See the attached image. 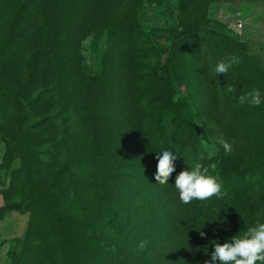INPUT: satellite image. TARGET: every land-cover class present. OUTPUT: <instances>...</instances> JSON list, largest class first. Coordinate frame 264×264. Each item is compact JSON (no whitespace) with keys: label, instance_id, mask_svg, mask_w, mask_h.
<instances>
[{"label":"trees","instance_id":"trees-1","mask_svg":"<svg viewBox=\"0 0 264 264\" xmlns=\"http://www.w3.org/2000/svg\"><path fill=\"white\" fill-rule=\"evenodd\" d=\"M145 2L0 0V135L6 156L20 161L12 197L2 190L0 217L30 216L18 264H205L213 241L230 240L226 189L223 198L179 199L180 171L201 163L215 175L203 145H213L216 134L198 129L181 84H171L189 29L145 28L138 19ZM100 22L107 47L133 59L130 80L120 83L118 116L116 101L92 100L88 88L82 46ZM167 35L169 47L157 42ZM229 85L238 92L237 83ZM164 150L178 158L161 185L154 176ZM221 156L227 165L223 147ZM242 178L237 171L238 184Z\"/></svg>","mask_w":264,"mask_h":264},{"label":"rangeland","instance_id":"rangeland-1","mask_svg":"<svg viewBox=\"0 0 264 264\" xmlns=\"http://www.w3.org/2000/svg\"><path fill=\"white\" fill-rule=\"evenodd\" d=\"M215 2V0H146L138 13V19L142 26L150 30L189 29L181 57L171 76V84L178 87L181 84L182 97L190 103L191 111L198 115V129L216 134L214 144L209 145L207 149L210 158L214 159L212 165L215 167L211 165V170L222 184V192L225 189L229 192L230 216L233 222L229 235L231 238L238 234L243 235L245 230H241V225L249 228L255 227L257 223H264V120L258 119L263 116L264 103L256 107L258 113L253 110V106L241 105L238 99L241 94L252 89L260 90L264 98V58L250 45L242 42L229 27L217 23ZM99 25L101 26L99 32L87 39L82 46L85 70L90 79L88 88L92 100L104 96L105 99L116 101V106L111 112L118 116L122 113L119 103L122 95L120 83L124 84L126 79H129L133 59L130 60L126 54L123 55L115 44L108 48L102 22ZM198 28L199 31L196 30ZM157 42L167 47L171 43L169 35ZM231 56L238 57L239 63L229 68L227 74H217L215 72L217 63L227 61ZM189 67L192 70L191 74L183 77L178 75L179 71L188 70ZM229 81L239 85L237 93L224 89ZM217 101L221 105L220 114L223 122L217 115ZM227 101L235 102L236 106H228ZM194 103L198 104L194 106ZM95 112L110 113L107 108L102 110L96 108ZM209 114L212 115V119L207 118ZM224 130H228L226 137L222 133ZM221 138L233 144V151L227 154L225 160L227 165L221 163L222 146L219 144ZM7 153V147L0 135L2 161L0 187L5 197H12V181L16 178L15 170L19 168L20 161L19 159L11 161L10 157L6 156ZM239 170L243 173L240 184L236 180ZM225 181L228 186H225ZM240 207L244 209L243 216L237 214ZM26 215L27 218L20 216L21 220L25 219L20 225L23 240L13 251L15 255L9 264L19 263L26 236L25 234L23 237V233L25 228L27 229L30 217ZM44 233L43 231L41 234ZM40 241L39 239L36 244L39 245ZM217 241L219 243V240ZM208 248L206 257L211 259L214 248L211 245Z\"/></svg>","mask_w":264,"mask_h":264},{"label":"clouds","instance_id":"clouds-1","mask_svg":"<svg viewBox=\"0 0 264 264\" xmlns=\"http://www.w3.org/2000/svg\"><path fill=\"white\" fill-rule=\"evenodd\" d=\"M239 63V58L231 56L227 61H219L215 67L217 74H227L229 68ZM229 92L235 91L229 87ZM241 105L257 107L264 103L261 92L258 89H252L239 97ZM219 144L223 147L226 154L233 151V144L221 138ZM208 147L207 143L203 145ZM177 155L173 151L164 150L157 155V171L154 179L157 183L165 185L169 182L170 176L175 171L174 162ZM203 158V157H202ZM214 168L215 165H212ZM175 187L179 193V199L184 204L193 200L205 201L212 197L223 198L226 195L222 192V184L216 176L209 174V168L201 163H195L190 170H182L175 178ZM203 237L205 233L201 232ZM214 251L211 253V259L205 261V264H264V223H257L255 227H249L243 235H235L228 242L218 243L213 241ZM144 247V242H141Z\"/></svg>","mask_w":264,"mask_h":264},{"label":"crops","instance_id":"crops-1","mask_svg":"<svg viewBox=\"0 0 264 264\" xmlns=\"http://www.w3.org/2000/svg\"><path fill=\"white\" fill-rule=\"evenodd\" d=\"M215 17L237 35L242 42L250 45L264 58V0H215ZM238 22L243 23L241 29ZM0 160V165H1ZM0 187V209L3 207ZM20 212H10L0 217V264L11 263L13 251L22 242V221ZM25 228L23 237L26 234Z\"/></svg>","mask_w":264,"mask_h":264},{"label":"built area","instance_id":"built-area-1","mask_svg":"<svg viewBox=\"0 0 264 264\" xmlns=\"http://www.w3.org/2000/svg\"><path fill=\"white\" fill-rule=\"evenodd\" d=\"M238 28L241 29L243 27V23L242 22H238Z\"/></svg>","mask_w":264,"mask_h":264}]
</instances>
